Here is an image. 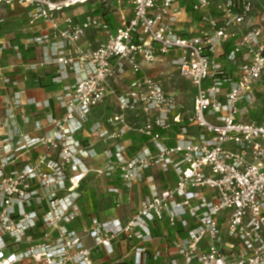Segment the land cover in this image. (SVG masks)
Masks as SVG:
<instances>
[{"label": "built area", "instance_id": "1", "mask_svg": "<svg viewBox=\"0 0 264 264\" xmlns=\"http://www.w3.org/2000/svg\"><path fill=\"white\" fill-rule=\"evenodd\" d=\"M90 1L95 0H0V6L28 9L31 26L42 22L49 28L35 41L51 44V56L28 68L58 65V76L70 69L76 77L58 98L65 116L50 118L51 131L44 136L22 132L13 113L20 102H4L0 264H95L84 236L113 254V243L121 237L147 240L150 224L163 221L171 227L180 224L187 233L175 243L182 264H264V110L261 120L251 118L264 107V88L259 89L264 81V0H187L200 16L197 21L187 4L179 6L182 0H124L132 17L116 29L94 10L81 20L66 14ZM186 14L199 26L194 33L179 29ZM91 29L104 30L106 39L82 50L78 43ZM167 56L194 89L190 107L167 88L171 73L150 76L145 71ZM128 70L134 77L124 87ZM110 97L116 98L118 111L104 125L115 130L97 123L91 132L105 143L129 132L145 142L136 151L112 144L107 166L92 169L86 160L94 157L93 150L77 134ZM41 149L30 159L32 151ZM25 157L26 164L18 165ZM153 168L173 172L175 185L158 190L154 178L144 175ZM115 172L129 198L144 180L152 194L126 223L93 219L80 235L71 225L79 217L84 181L89 174L110 177ZM144 252L136 249L140 257L133 264H144Z\"/></svg>", "mask_w": 264, "mask_h": 264}, {"label": "crops", "instance_id": "2", "mask_svg": "<svg viewBox=\"0 0 264 264\" xmlns=\"http://www.w3.org/2000/svg\"><path fill=\"white\" fill-rule=\"evenodd\" d=\"M118 1H123V6L130 7V10L119 8V12L113 11V13L103 15V11H100L102 9L96 6L101 4L104 10L108 11V4L104 3V0H95L81 7L69 9L66 14L75 17L76 20H81L85 13L94 10L95 15L100 17L104 23L116 29L121 26L124 19L132 17L131 6L124 0ZM187 3V0H182L179 6L185 8ZM186 15L182 16V21L185 22L179 26L182 29H185L189 22L187 19L189 16ZM49 33L48 26L42 22L35 26L30 25L29 10L25 7L0 6V115L4 118L8 113L4 105L6 99H17L21 106L13 111L16 122L22 132L32 137L44 136L51 131V128L47 126L50 118L61 119L65 116L66 110L61 106L58 98L66 92L67 87H71L76 81L75 74L70 69L64 70L58 76V65L28 68L30 63L40 64L51 56V44L42 45L35 41L36 38ZM105 39L104 30L91 29L78 43V47L82 50L95 49ZM172 61V57L167 56L164 62L157 63L150 68L145 67V71L147 75L156 76L159 74L158 69L162 66L167 69V75L171 73L173 75L171 78H174L177 75V69L172 66ZM57 76L61 78L59 80L61 82L54 81ZM133 77L132 71L128 70L123 76L121 85L127 87ZM6 80L9 81L6 82ZM110 101L112 108L106 112L105 109L107 110L108 107L105 108V104L107 105ZM105 104L93 110L89 122L77 134V139L93 150L94 157L86 160L88 167L92 169L107 166L109 158L106 152L112 144L124 143L128 151H136L139 143L135 139H141L140 136L129 132L121 139L105 143L97 133L93 134L91 132L93 125L106 124V120L118 111L116 98L108 99ZM39 127L45 129L38 130ZM102 127H107L111 131L115 130L108 125ZM40 152L43 153L44 150L32 151L30 159L37 158ZM26 162L25 157L19 160L18 165H24ZM144 175L146 178H154V184L158 190L172 187L176 183V175L173 172L163 173L158 168L147 170ZM81 191V197L78 200L79 217L71 225V228H74L80 235H83L93 219L100 222L118 220L126 223L140 210L144 199L152 194L149 182L144 180L135 185L129 198V194L127 195L124 191L118 172L110 177L89 174ZM117 202H121L122 205L117 207ZM150 230L151 237L144 241H126L121 237L113 243V254H108L102 247H95L94 240L90 237L84 236V243L93 249L92 257L95 264H133L135 259L140 257L139 253L138 255L136 253V249L139 248L145 249L141 255L144 264H182L184 261L175 247V243L187 234L181 225L171 227L167 221L155 222L150 224Z\"/></svg>", "mask_w": 264, "mask_h": 264}, {"label": "rangeland", "instance_id": "3", "mask_svg": "<svg viewBox=\"0 0 264 264\" xmlns=\"http://www.w3.org/2000/svg\"><path fill=\"white\" fill-rule=\"evenodd\" d=\"M102 3V1L100 2ZM263 5H264V2H263ZM97 8H101L102 10L100 11H103V15H107L108 13H113L114 12H119L118 9L121 8L122 10H124L126 8L127 11L130 10V7H125L123 6V1H118V0H108V11H105L103 6L101 4H98L96 6ZM116 15H118L117 17H119V13H117ZM188 25H184L186 26L185 29H182L180 28V30L182 32H187V33H194L196 32V30H198L199 26L196 25L194 23V20L188 18ZM159 72L160 73L161 71H165L166 72V68L165 67H160L159 69ZM208 86V83H205V87ZM167 88L172 91V92H176L177 94H180L181 97L183 98L184 97V100L187 102V106L190 107L192 105V99H193V95L194 94V89H192V87L184 82L178 75L174 76V78H171L170 81H168L167 83ZM264 88V81L262 82V85L259 87V89H263ZM167 89V90H168ZM109 99H114V98H109ZM114 100H112L113 102ZM111 101L109 103H107V105L105 104V108L108 107V109L105 111L108 112L109 111V108H112L111 104L112 103ZM104 108V106H103ZM263 110H264V107L262 106L260 110H255L252 114H251V118L253 120H261L263 118ZM102 112L104 113V110L102 109Z\"/></svg>", "mask_w": 264, "mask_h": 264}, {"label": "trees", "instance_id": "4", "mask_svg": "<svg viewBox=\"0 0 264 264\" xmlns=\"http://www.w3.org/2000/svg\"><path fill=\"white\" fill-rule=\"evenodd\" d=\"M187 12H188L189 16H190L192 19H194L195 21H197V20L200 19L199 14L196 13V12L193 10V8H192L190 5H188V4H187ZM213 14L216 15L217 13L213 12ZM135 141H136L137 143H139V144L145 142L144 139H138V138H136ZM139 144H137V148H138Z\"/></svg>", "mask_w": 264, "mask_h": 264}]
</instances>
